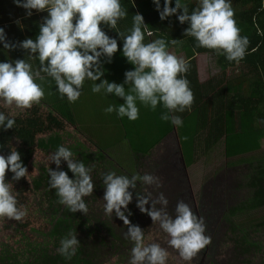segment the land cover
Wrapping results in <instances>:
<instances>
[{"label": "clouds", "instance_id": "9594fccd", "mask_svg": "<svg viewBox=\"0 0 264 264\" xmlns=\"http://www.w3.org/2000/svg\"><path fill=\"white\" fill-rule=\"evenodd\" d=\"M151 2L161 21L175 15L181 25H188L184 35L194 38L196 48L213 50L229 62L239 63L244 59L249 40L247 36L240 35L231 0H198V7L191 13L182 0H175L174 7H170L173 0H163L162 9L161 0ZM13 3L24 9L28 17L33 10L46 12L47 16L39 25L35 38H26L19 45L7 42L4 29L0 28L3 49L13 50L18 46L28 53L29 59H38L40 64L39 70L33 71L25 59L0 62V101L4 105L31 109L39 103L44 90L35 79L43 80L41 73H44L54 80L61 98H66L69 103L80 98L84 82L88 80L92 82V93L123 99L122 104H109L104 108L106 114L115 112L117 118L135 121L139 118L137 102L153 111L159 105L166 110L160 115L162 121L182 126L183 121L177 113L190 111L194 100L184 75L189 66L167 50L163 38L144 42L145 33L149 36L152 33L141 14H133L130 34L115 31L123 42L120 52L134 69L125 71L123 83L117 84L103 78L105 70L101 58L110 63L118 51V42L102 26L114 31L118 21L127 16L120 0H13ZM178 10L180 14L177 15ZM15 124L11 113L6 115L0 111V131L15 129ZM62 161L73 178L60 170ZM50 163H54L57 170L48 167V183L50 189L55 190L58 202L71 213L86 215L88 208L84 198L93 195L95 188L92 169L64 146H59L50 155ZM8 172L13 174V181L28 176L21 154L13 147L9 148L7 156L0 155V219L21 221L26 217L27 209L23 205L18 206L13 185L5 178ZM102 182L104 213L108 216L114 214L123 222L127 228L125 238L132 243L128 264H167L168 251L158 243L145 242L144 231L139 225L130 223L132 213L128 208L133 201V191L129 189L136 190L137 182L142 186L159 188L160 178L150 173L129 177L109 171L103 174ZM135 197V207L150 217L152 224H158L167 236V245L186 264H191L211 243V238L205 234L204 218L197 216L183 200L177 201L174 214L170 215L166 210L168 200L162 192L153 199L145 187L143 193L136 191ZM150 202V208H146ZM157 204L161 207H156ZM79 244L77 235L70 232L60 240L57 252L69 261Z\"/></svg>", "mask_w": 264, "mask_h": 264}, {"label": "trees", "instance_id": "16d2710c", "mask_svg": "<svg viewBox=\"0 0 264 264\" xmlns=\"http://www.w3.org/2000/svg\"><path fill=\"white\" fill-rule=\"evenodd\" d=\"M147 2L143 5L141 4L143 2H140L137 6L140 7L138 9L139 14L143 16L148 30L152 33L151 41L163 38L166 41L168 51L171 52L178 46L184 52L185 60L189 66L184 75L189 81V87L194 97L191 110L177 113L183 121L182 126L179 127L160 119L162 111L166 110L159 105L156 108L157 111L154 112V125L148 124L146 130L142 129L136 122L129 125V121L125 122L124 119L117 118L120 123L122 139L124 137L125 141H129V156L134 158L132 164L135 170L131 171L126 168L125 164H120L122 163L120 157H118L120 161L118 163L108 151L111 147L110 144L104 139L98 141L90 135L87 127L93 128L92 123L80 122L79 119L83 112L81 113L80 107L77 106L78 101L75 102L77 105L74 106L75 103H69L66 98H61L54 80L41 73V76L44 77L45 88H48L52 95L48 100L41 99L31 109H26L23 114L17 112L15 115H21L16 117L13 116L14 114L12 115L16 121L15 129L0 131V155L7 156L9 148L13 147L21 154L22 162L28 169L35 150H41L48 154L54 153L59 146H64L69 148L77 156V159L82 160L86 167L92 169L91 175L95 188L93 195L84 198L88 208L87 214L71 213L58 202L55 190L50 189L48 168H39L37 177L33 178L30 184H27L26 178L13 181L11 179L13 174L6 173L5 178L13 185L18 206H24L25 199L23 196L31 194L36 200L33 215L49 224V232L44 234V237L48 238L44 242L30 241L22 234V240H25L22 242V246L2 245L0 264H98L101 253L104 255L106 248L112 251V249L132 246V243L125 238L127 228L123 222L121 221L122 230L114 228L113 222L117 221L118 218L114 214L108 216L104 213L102 176L109 171L129 177L133 174H154L155 171L163 170V165L167 169L165 161L159 164L154 160V163L152 157L155 154V149L161 140L171 132L177 138L178 136L187 137L186 134L191 130L188 122L192 115H196L193 123L195 130L192 135L194 150L193 157H190L188 163L183 158L187 168L194 165L200 155H209L214 146L218 144H222L224 147L223 153L226 159L238 158L258 152L263 148L264 0H231L234 19L236 26L240 29V35L247 36L249 40L246 55L239 63L229 62L223 55H216L213 50L196 48L194 38L184 35V30L188 27L186 23L181 25L175 15L161 21L156 11L149 15L145 14L141 9L142 6L155 7L151 0H147ZM182 3L187 5L189 13L198 7V0H182ZM174 6L175 0L170 4V7ZM162 8L163 0H161ZM178 14H180L179 10ZM10 20L9 22H14L12 19ZM3 23L5 21L0 20V24ZM2 28L6 33L7 42L15 43L11 38L14 33V24L7 29ZM146 36L145 39L148 37ZM117 39L118 48H120L123 42L119 37ZM172 40H176L175 43H171ZM196 54L216 57L220 70L219 76L201 84L194 58ZM20 57L21 53L16 48L13 50L0 49V62L2 60L13 62ZM39 67L36 70H39ZM235 68L239 70L238 76L228 78V70ZM234 82L236 85H233ZM111 99L112 96L110 95ZM118 103H124L123 99H119ZM95 106L96 102L90 105L88 109L85 108L87 113L92 111ZM0 111L3 110L0 109ZM5 114L7 115L6 112ZM88 115L86 122L94 118L99 119L100 116L93 113ZM158 118L159 121L156 124L155 120ZM68 127L73 128V132L68 131ZM97 132H100V128ZM117 133L120 135L119 132ZM76 136H80V138ZM138 143L140 145H137ZM178 145L183 157L180 141ZM50 169L57 170L56 165ZM60 170L67 172L69 178H73L63 161ZM243 170L245 173L244 187L249 191V196L246 200L229 208L224 214V220L228 223L235 253L246 257L245 259L259 257V264H264V247L254 237L257 231L264 228V217H259L260 214H258L261 209H264V157L258 161H253V163L244 164ZM160 180L163 181V179ZM174 181L173 179L175 185ZM145 187H147L148 192H151L153 199H156L163 190L162 193L168 200L166 210L170 215L174 214L173 211L175 210L171 211L169 208L175 207V196L179 194L175 195L172 191L171 193L170 191L167 192V185L164 187L162 183L161 187L156 188L155 186H142L137 182L136 190L129 189L133 191V201L128 205L132 213L129 220L130 223L139 225L143 231L150 217L141 214L139 209L135 207V196L136 191L143 193ZM174 188L176 189L175 186ZM150 206L151 202L146 205V208H150ZM156 207L161 206L157 204ZM70 232L77 235L80 244L71 260L66 261L58 254L57 249L60 246V240ZM102 233L105 237L101 236ZM50 245L53 248H50ZM201 253L207 255V246ZM246 264H253V261H247Z\"/></svg>", "mask_w": 264, "mask_h": 264}, {"label": "rangeland", "instance_id": "374dc122", "mask_svg": "<svg viewBox=\"0 0 264 264\" xmlns=\"http://www.w3.org/2000/svg\"><path fill=\"white\" fill-rule=\"evenodd\" d=\"M124 62L126 58L122 56ZM198 63V78L202 83H207L211 81L212 78L219 76V66L216 57L207 56L206 54L197 56ZM238 69H230L228 71V78H234L238 76ZM87 80H85L83 88L81 90V103H75L74 106L85 105L88 107L95 102L97 105L89 113L94 115L100 113L99 119L94 118L89 122L87 110L81 115L79 119L83 123H92L93 128L87 127L90 131V135L97 139L98 141H103L106 139V142L110 144L108 151L114 156V158L120 163L118 157L121 158L122 163L125 164L126 168L134 171L133 161L134 158L129 156L130 151L128 149L129 143L122 139L121 129L117 128L115 122L116 119H113L115 115L106 114L103 109L106 108L108 103L102 101L100 94H94L91 92V85H88ZM236 85V82L233 83ZM85 90V91H84ZM85 94L84 96H82ZM100 99V100H99ZM139 108V118L135 121H129V125L132 123H138L142 129H147L148 124H153L154 112L149 108H145L137 102ZM15 106H6L0 101V109L5 111L7 114L11 113L14 117L21 115H15L17 112L25 113L26 109H18ZM144 113V114H143ZM196 115H192L189 118L191 130L187 137L175 136L173 133L172 141L167 142V147L165 143H161L155 149V154L152 157L153 161L156 160V163H163L165 161L167 169L164 168L159 172L155 171L153 175L158 176L161 181L162 186L167 185V192L171 191L178 196H175L176 203L178 200H183L186 202L193 210V212L200 217L204 218L206 224L205 234L211 238V243L207 246V255H203L201 252L196 258L193 259L191 264H246L247 261H253V264H259V257H252L245 259L238 253H235V247L231 240V234L229 233L228 223L224 220L225 212L237 205L238 203L246 200L249 196V191L244 187V170L243 165L253 163V161H258L264 157V146L258 152H253L248 155H244L238 158L226 159L224 156V147L222 144L214 146L213 151L210 152L207 156H199L195 164L190 168L183 169L178 160L181 159V153L179 151V141L182 148L183 158L188 163L190 157H193L194 143L192 142V135L194 134V121ZM159 118L155 120L157 124ZM146 125H144V124ZM164 125V123H163ZM102 127V128H101ZM100 132L98 133L97 131ZM68 131L73 132V128L68 127ZM119 132L120 135H116ZM101 133V134H100ZM75 136V135H74ZM41 137V136H39ZM80 138V136H76ZM86 143L85 140L82 139ZM192 142V143H191ZM173 153V154H171ZM52 153H44L41 150H35L30 163L28 165V176L26 178L27 184H30V181L37 177L39 168L54 167V163H50V155ZM171 155V157H170ZM132 157V158H131ZM173 158L172 166H169V160ZM155 163V161H154ZM181 163V161H180ZM185 165V164H184ZM168 179V180H165ZM173 179L175 180L173 184ZM166 184V185H165ZM176 187V189L174 188ZM162 190V189H161ZM163 192V190H162ZM159 195V194H158ZM25 204L24 208L27 209V215L21 221L9 220L7 218L0 219V248L2 245L9 246H22V234L27 237L28 240L34 242H41L48 240L47 237H44V234L49 232V224L44 222L38 216L35 217L33 208L36 204L35 198L31 194H25L24 196ZM176 203L174 206H176ZM175 207L169 208L173 211ZM174 212V211H173ZM259 217H264V209H261ZM113 227L122 230V222L118 219L113 222ZM18 229V230H17ZM146 243H158L162 248H165L168 253L167 264H186L185 261L181 260L178 256V253L170 248L167 245V236L159 228L158 224H152L151 219L144 226ZM102 237H105L104 234H101ZM255 240L258 241L261 246L264 247V228H261L254 235ZM130 247H125L122 249H112L109 251V248H106L104 255L101 253V259L98 264H128L130 259ZM50 248H53L50 245Z\"/></svg>", "mask_w": 264, "mask_h": 264}, {"label": "crops", "instance_id": "0c3cea01", "mask_svg": "<svg viewBox=\"0 0 264 264\" xmlns=\"http://www.w3.org/2000/svg\"><path fill=\"white\" fill-rule=\"evenodd\" d=\"M140 2H143V3H141L142 5L144 3H148L147 0L146 1L145 0H120L121 7L123 9H125L128 13L127 16L123 20L118 21L116 30L112 31V30H109L107 28V26H102L103 30L110 37L116 38V39L118 36H117L115 31H119L125 35L130 34V29L132 27V16H133V14L139 13L138 9L140 7H138L137 4H139ZM141 9L147 15L155 12V7H153V6H142ZM45 16H47L46 12H37V11L33 10L32 15L30 17H28V16H26L25 10L17 7L13 3V0H0V20L5 21V23L0 24V28L5 27L7 29L9 26L14 24V26H15L14 33H13V35H11V38H13V41L17 45H19V42L25 40L26 38H33V39L35 38V36L38 34V31H39V25L43 22V18ZM10 19H12L14 22H9V21H11ZM145 35H147L148 37L146 36L147 38L144 40V42L145 43L150 42L151 39L153 38V37H151L152 34L149 36L147 33H145ZM1 48H3L2 45H0V49ZM120 48H121V46H120ZM120 48H118V51L114 54L110 63L107 62L105 60V58H103V57L101 58V63L103 64V68L105 70V76L103 78L109 80V82H115L117 84L123 83L125 71L134 70L133 66L131 64H129L127 61L124 62V60L122 58V54L120 52ZM16 49L21 53V57L19 59H25L26 62H28L32 65L33 71H37L36 68H38L40 66L39 60L35 59V58L29 59L28 53L25 50L19 48L18 46L16 47ZM171 53L176 55L178 58L186 61L185 57H184L183 50L181 48H179L178 46H177V48L172 49ZM197 56H198V54H196L194 56L196 63L198 61ZM1 62H6V61L2 60ZM197 71L199 74L198 63H197ZM35 82L40 84L44 90V96L42 99L48 100L49 97H51L52 92H50L48 90V88L47 89L45 88L44 80H40L39 78H36ZM86 82L88 85H92L91 81L87 80ZM99 82L100 81H97V83H99ZM200 83L204 84L202 82H200ZM126 91H127V86H126ZM100 95H101L102 101H105L106 103H108L107 105H109V104L117 105V104H119L118 103L119 99H121V98H116V97L112 96V99L110 100V95L104 96L102 93H100ZM82 96H84V94ZM81 99L82 98L80 97L77 100L78 103L79 102L81 103ZM97 103H98V101H97ZM97 103H96V105H97ZM79 107H80L79 110H81V113L83 112V114H87V113H85V111L87 110V109H85L86 108L85 105H80ZM79 110H78V112L80 113ZM98 114L100 115V113H98ZM113 114L115 116L112 118L117 120L115 122V124L117 123V128H119L120 127V123L118 121L119 119H117L115 112ZM172 135H173V132L169 133L167 136H165L161 140V143H165V147H167L166 146L167 142L172 141L170 139V138H172ZM104 140L106 141V139H104ZM126 142L129 143V141H126ZM161 143H160V146L162 147ZM137 145H140V144L138 143Z\"/></svg>", "mask_w": 264, "mask_h": 264}, {"label": "water", "instance_id": "95a60500", "mask_svg": "<svg viewBox=\"0 0 264 264\" xmlns=\"http://www.w3.org/2000/svg\"><path fill=\"white\" fill-rule=\"evenodd\" d=\"M181 161V163H180ZM180 161L178 160V163L180 164V166L184 169L185 168V165H184V160H183V157H182V154H181V159Z\"/></svg>", "mask_w": 264, "mask_h": 264}, {"label": "flooded vegetation", "instance_id": "af4514ba", "mask_svg": "<svg viewBox=\"0 0 264 264\" xmlns=\"http://www.w3.org/2000/svg\"><path fill=\"white\" fill-rule=\"evenodd\" d=\"M171 154H173V153H171ZM170 157H171V155H170ZM172 164H173V158H171V160H169V166L170 165L172 166Z\"/></svg>", "mask_w": 264, "mask_h": 264}]
</instances>
